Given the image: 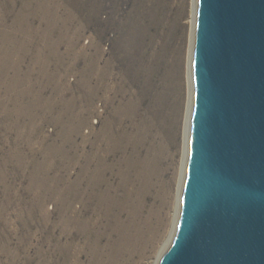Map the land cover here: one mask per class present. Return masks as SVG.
Instances as JSON below:
<instances>
[{"label":"bare ground","instance_id":"1","mask_svg":"<svg viewBox=\"0 0 264 264\" xmlns=\"http://www.w3.org/2000/svg\"><path fill=\"white\" fill-rule=\"evenodd\" d=\"M170 1L141 0L139 9L136 8L127 16L124 21L127 33L123 36L126 40L117 51L120 54L117 58L122 59L125 64V69L120 71L116 70L118 68L115 62L118 59H114L115 55L113 59L108 57L107 61L102 62L100 46H95L94 52L83 53L67 44L68 49L63 51L67 57L62 55L59 43L54 39L56 35L50 31L55 23L53 17H58L63 11V8L57 9L54 0L21 2L23 5L18 15L20 19H27L26 16L34 11L49 27L41 33L42 49H37L35 53L27 50L28 47L22 43L23 36L17 42L11 37L5 40L6 43L2 39L0 86L4 82L8 85L10 80L12 84L8 87L15 92L6 100L3 110L6 114L11 112L16 116L26 117L47 111L49 118H57L59 124L65 127L61 137L63 143H67L76 140V131H80V127L74 126L87 122L96 113L95 102L101 94L108 109L102 127H92L83 143L75 147L72 153L77 156L69 158L71 162L65 165L64 172L52 162L46 163L45 174H62L63 181L53 187L54 191H60L59 196L54 198L58 202L54 221L48 223L50 212H44V217L40 218L42 230H48L51 238L55 239V247L52 249L54 254L49 258L39 256L40 264H146L153 254L160 252V245H167L165 242L167 243L170 233L174 235L187 161L188 126L192 111L193 40L192 48L190 47L194 35L195 4L193 10L192 7L190 9L193 11V18L187 22L190 27L184 92L181 75L184 58L182 47L180 48L182 37L176 36V25L180 18L174 21L169 18ZM186 3L184 0V6L180 9L183 16L186 14ZM81 4L84 5L83 2ZM87 6L89 19L92 20L98 7L96 0H90ZM67 7L64 13L73 12L72 7ZM21 22L20 20V24ZM28 29L30 26L18 30L23 34ZM28 54L34 57L26 67V75L21 80L19 91H16L19 79L14 77L11 80L6 74L22 71L21 64L27 61ZM103 55L105 56L104 53ZM79 57L84 58L85 63L82 71H78L84 103L76 102L79 95L76 101H69V105L62 104L70 91L69 84L65 83L66 77L70 71L77 73L78 63L82 59ZM38 65L41 66V71L37 76L35 90L31 82L36 75L33 70ZM51 85H54L52 89ZM44 89L45 92L50 89V94L43 103L41 94ZM26 100L35 103L34 107L27 104ZM11 104L13 106L10 108ZM82 114L86 117L81 116ZM39 120H35L33 124L38 125L41 123ZM29 129H24L25 132L20 130L18 140L24 139ZM41 185L45 187L43 182ZM35 188L41 190L39 186ZM62 191L68 194L65 206ZM44 218L48 224H45Z\"/></svg>","mask_w":264,"mask_h":264},{"label":"water","instance_id":"2","mask_svg":"<svg viewBox=\"0 0 264 264\" xmlns=\"http://www.w3.org/2000/svg\"><path fill=\"white\" fill-rule=\"evenodd\" d=\"M176 229L157 264H264V0H195Z\"/></svg>","mask_w":264,"mask_h":264},{"label":"rangeland","instance_id":"3","mask_svg":"<svg viewBox=\"0 0 264 264\" xmlns=\"http://www.w3.org/2000/svg\"><path fill=\"white\" fill-rule=\"evenodd\" d=\"M89 1L90 0H54V2H56L55 5L57 9L63 8V11L58 14V17H53L55 19L54 20L55 23L50 30L52 31L51 34L56 35L54 39L57 43H59V48L61 49L60 51L63 56L65 55L63 51L68 49L67 44H71L72 47H74L75 49L77 48L79 51H83V53H88L92 51L94 52L95 51L94 47L100 46V48L102 49V56H103L102 62H104V60L107 61L108 57L109 59L111 58L113 59L114 55H115L114 59H116L120 55L117 54L118 49L119 48L121 49L120 45H122L123 41L126 40L123 38V36H125V34L127 33L126 26H124L126 25V22L124 21L127 19V16L130 14V12H134L136 8L139 9V4L141 3V0H96L98 7L95 9L93 15L94 17L92 18L93 21L89 19L90 16L88 14V6H87ZM21 2L22 0H0V52H1L0 55L2 56H3V51L1 50L3 49L2 39L6 43V41L10 37H11L10 39H13L17 42V40L20 41L23 36L22 43H24V45L28 47L27 50H30L32 53H35L37 49H42L41 41L43 36H41V33L44 32V30L49 27L45 24L43 19H40L38 17V14H35L34 11L33 12L31 11V13H29L30 17H28L29 15L26 16L27 19L26 18L20 19L18 15L20 14V9L22 8L23 5V3ZM82 2L84 3V5L81 4ZM186 2H187L186 3L187 8L185 9L186 14H184V16L181 15V10H180L181 7L184 6V0H171L168 9L169 10L168 14H170L169 18L170 19L172 18L171 20L174 21L178 19V17L180 18L179 21L177 22L178 24L176 25V29H177L176 36L182 37L180 48L182 47L181 48L183 55L182 57L184 58L183 71L181 74L182 83H183L182 88H184V92H186V88H185L186 75H184L185 74L184 70L186 68L185 62L187 55L186 53L188 51L187 48L189 45L188 35H189V27H190L189 23L187 22L189 21L190 18H193V11L191 10H193V5L195 4L193 3V0H188V1L186 0ZM67 6L69 8L71 7L73 8V12H70L71 15L68 12L64 13V9ZM19 19L22 21L21 22L22 25L20 24ZM90 20L92 23H90ZM27 26H30V29H28L29 31L26 30L23 32V34L20 33L19 30L26 29ZM9 30L13 32L11 33ZM75 30L77 31L75 32ZM192 40L193 38H191L190 48H192ZM103 53L105 54V56L103 55ZM27 56H28L27 59L25 58L27 61L21 64L22 68L20 67V69H22V71L20 70L22 74L20 71L17 72L13 71V73L11 71L6 74V77L9 76L11 80H14V77H17L19 79L20 82L19 85L16 87V91H19L21 80H23V77H25L26 75L25 72V70H27L26 67L29 64H31V60L34 57V55L32 54H28ZM1 60H3V57ZM117 61L115 62L118 68L116 70L117 71L118 70L120 71L121 69L124 70L125 64H123V60L118 59ZM84 64H85L84 58H82L78 63L79 66L77 67V69L78 68L79 69L76 70L77 73L73 71H70L68 73L65 83H67V85L69 84L68 86L70 88V91L66 94L67 96L65 95L62 104L68 103L67 105H69L70 104L69 101H73L74 99L76 101L79 95L80 97L77 99L76 102L84 103L85 100L84 92L83 89H81L82 84L80 81V73H78V71L79 72L82 71ZM40 68L41 66L38 65L33 70V72H36V75L33 77L31 82L33 84L32 88H35V86L37 85L36 81L38 80L39 73L41 71ZM8 83H9L8 85H11L12 81L9 80ZM2 85L0 86L1 89L0 90V104H1L0 105V167H1L0 180H2L0 181V216H1L0 217V264H26V262L28 264H40L39 263L40 261H38L39 256L49 258L52 257V255L54 254L53 250L55 247V239L51 238L52 236L48 233V230L46 229L42 230L43 226L41 225L42 224L41 219L44 217V212H50V215H48L47 218L48 223H52L56 217L55 213H57L56 208L58 206V202H55L54 198L56 195L59 196L60 191L59 190L54 191L53 187L54 185H57L58 183L63 181L62 180L63 176L61 173L64 172L63 169L65 168V165L71 162L70 161L71 159L69 158L72 157L74 159V155L77 156V154L72 153L75 147L83 143L84 138L86 137V135L89 134V132H91L90 130L92 129V127L97 129H100V127H102L101 125H103L102 122L105 120L108 114L107 113L108 109L105 106L103 98H101L103 97V95L101 94L102 92H100L101 95L99 94L100 96L96 99L95 102V106L97 105L96 113H95L96 115L94 114L93 115L94 117L92 116L88 118L87 122L85 123L83 122L80 125L77 124L74 126V127H80V131H76L78 132L77 136L75 135L76 140L72 142L63 143L61 134L64 133L65 127H63L61 123L59 124L57 118L55 117L53 118V116L49 118V116H47L48 115L47 111L39 112L38 114L34 113L32 115H26V117L25 116L19 117L18 115L17 117L15 113H11V112L10 114H6V112L3 111L5 107L4 105L7 104L6 100L8 99V97L10 98V96L13 95L12 93L15 92L9 89L8 85L5 82ZM53 86L54 85H51L50 88L52 89ZM35 90L37 89L35 88ZM42 93L43 94H41V99H43L42 102L44 103L49 97L48 95L50 94V89H48L46 92L44 89ZM82 94H83V98H81ZM55 96L57 97L58 94H56ZM26 101L27 104L34 107L33 105H35V103L32 104L33 102L30 103L28 100ZM15 102L17 103L18 101ZM38 104L39 103H37V105ZM12 106L13 105L11 104L9 107L11 108ZM98 110L99 112H97ZM101 112L103 114H101ZM81 116L86 117V115L84 116V114H82ZM39 119L41 120L42 124L41 123H39L38 125L33 124L35 120H39ZM25 121H27L28 123ZM29 127H38V128L29 129ZM24 129H29L28 132H26L27 133L26 136L24 137V139L22 138L18 140V135H17L18 132H20V130L25 132ZM39 136L42 138H40ZM48 162H52L57 169H60L62 171L60 173L61 176L56 172H51V175L45 174ZM42 182L44 183L45 187H42L41 185ZM36 186H39L40 189L42 187V189L39 191L38 188L34 189V187ZM63 186L66 187L65 185ZM47 189L50 190L48 191ZM33 191H34V195H33ZM66 193H67L66 191L61 192V196H63L62 197L64 204L63 206L67 205L68 194L66 195ZM37 199L39 200L36 201ZM48 223L47 221L45 222V224ZM172 236L173 234L171 232L170 235L168 236L169 239L167 238L168 240H166L167 243L165 242V244L168 245V242H170ZM164 241L161 242L164 243ZM165 247H162V245H160V252H158L157 254H153V256H151L148 259L146 264H156L158 258L160 257V254L163 252Z\"/></svg>","mask_w":264,"mask_h":264}]
</instances>
